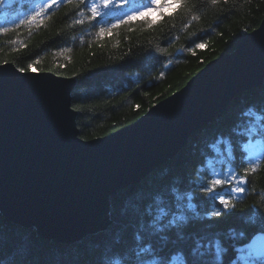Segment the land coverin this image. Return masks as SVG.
<instances>
[{"label":"trees","instance_id":"obj_1","mask_svg":"<svg viewBox=\"0 0 264 264\" xmlns=\"http://www.w3.org/2000/svg\"><path fill=\"white\" fill-rule=\"evenodd\" d=\"M36 1L13 0L8 6L9 12L23 11L26 15L12 23L0 22V63L10 61L25 70H30L27 65L33 63L36 70L73 77L71 104L77 112L79 136L84 139L106 135L134 122L154 103L181 88L206 62L222 52H231L264 17V0H181L171 9L165 8L172 15H165L163 20L154 12L148 20L137 17L122 22L131 15V8H139L147 0H116L120 7L110 10L102 23H96L81 0H65L50 9L42 5L35 10ZM41 8L46 14L29 23V17ZM197 43L205 47L196 48ZM249 111L255 115H244ZM257 115L264 119V81L235 95L191 133L173 157L140 181L111 194L107 226L77 241L42 238L34 226L15 224L0 213V264H99L100 253L118 233L131 242L150 193L172 181L187 186L196 179L199 161L204 157L213 159L217 171L229 167L226 154H217L211 145L223 148L221 134L232 135L234 127L248 128V122L255 123ZM232 139L239 137L232 135ZM237 164L240 175L252 168L251 164ZM247 179V194L234 201L235 210L230 215L213 217L214 224L197 223L190 230L227 235L229 229H243L247 240L264 228V222H249L252 205L264 216V159ZM245 240L237 239L236 243ZM233 255L229 252L225 264Z\"/></svg>","mask_w":264,"mask_h":264},{"label":"water","instance_id":"obj_2","mask_svg":"<svg viewBox=\"0 0 264 264\" xmlns=\"http://www.w3.org/2000/svg\"><path fill=\"white\" fill-rule=\"evenodd\" d=\"M8 62L0 65L18 68ZM263 81L264 17L134 122L90 139L79 136L73 77L0 75V213L58 242L103 229L111 194L173 157L235 95Z\"/></svg>","mask_w":264,"mask_h":264},{"label":"snow or ice","instance_id":"obj_3","mask_svg":"<svg viewBox=\"0 0 264 264\" xmlns=\"http://www.w3.org/2000/svg\"><path fill=\"white\" fill-rule=\"evenodd\" d=\"M64 2L65 0H50L45 7L50 9ZM81 2L89 9L91 19L96 23H102L103 17L110 10L120 7L116 0ZM180 3L181 0H147V3L131 10L132 14L126 15L122 22H132L137 17L148 20L154 12L158 14L159 20H163L165 15H172L171 12L166 13L165 8L171 9L173 4ZM42 13L46 14L45 8L29 17L28 22H35ZM96 17L100 19L96 20ZM3 31L7 32L8 29L4 28ZM103 33L104 30L101 29L100 35L103 36ZM203 47L204 43L196 44V48ZM8 63L3 62L5 65ZM27 68L36 71L33 63H29ZM10 70L25 73L24 67L9 68L0 65V75ZM244 115L255 114L249 111ZM255 121H249L246 129L234 127L232 135L239 137L235 141L232 135L221 134L220 143L224 145L223 148L211 145L217 154H226L229 164L227 169L215 170L213 159L204 157L199 161L196 179L191 180L190 177L191 183L187 186L172 181L169 186L150 193V199L142 206L143 210L135 224L131 242L118 233L112 243L100 253L99 264H225V257L229 252L234 255L228 264H264V228L252 233L247 240V233L243 229H229L227 235L219 231L195 233L190 230L197 223L210 225L215 223L213 217L230 215L235 210L234 201H240L246 196L249 172H256L260 160L264 159V119L257 115ZM237 161L251 164L252 168L245 169L244 174L240 175L237 172ZM193 189H198V192ZM206 206H210L212 210H207ZM137 207L139 209L141 206ZM251 212L249 222L252 225H256L258 221L264 222L259 207L252 205ZM237 239L245 242L236 243ZM228 241L233 243L229 245Z\"/></svg>","mask_w":264,"mask_h":264},{"label":"rangeland","instance_id":"obj_4","mask_svg":"<svg viewBox=\"0 0 264 264\" xmlns=\"http://www.w3.org/2000/svg\"><path fill=\"white\" fill-rule=\"evenodd\" d=\"M13 0H0V22H4V23H12L13 21H18L20 19H22L25 15L26 12L23 11H13V12H9L8 11V6H10V4L12 3ZM20 1V0H18ZM50 3V0H37L36 3L34 4L35 6V10L39 7V6H44ZM138 8V7H136ZM136 8H131L129 10V13L132 14L133 9ZM228 167H226L225 169H227Z\"/></svg>","mask_w":264,"mask_h":264}]
</instances>
